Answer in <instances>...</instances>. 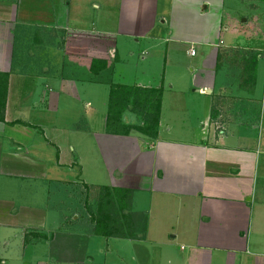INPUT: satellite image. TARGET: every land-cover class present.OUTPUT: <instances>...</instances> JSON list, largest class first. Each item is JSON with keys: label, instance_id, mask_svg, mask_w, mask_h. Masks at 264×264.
<instances>
[{"label": "crops", "instance_id": "crops-1", "mask_svg": "<svg viewBox=\"0 0 264 264\" xmlns=\"http://www.w3.org/2000/svg\"><path fill=\"white\" fill-rule=\"evenodd\" d=\"M162 2L0 0V73L8 75L5 122H0V177L29 182L36 176L42 180L49 177L48 186H59V195L67 201L64 209L71 211L70 186L79 183L64 181L53 170L63 167L58 144L52 145L56 149L55 162L48 166L47 148L51 144L45 136L44 123L50 121L53 132L49 137L58 143L63 130L58 133L52 121L60 118L59 104L65 110V104L78 103L79 86L109 87L113 82L102 77L111 73V59L123 56L115 47L119 39L121 50L132 57L129 41L125 40L134 38L138 43L146 38L153 42L148 47L151 52L160 47L161 53L164 50L159 82L144 79L145 82L141 77L133 85L113 84L162 89L158 137L149 139L137 132L129 136L97 132L103 164L118 173V180L108 187L133 191L136 203L140 198L148 200L135 212L147 217L144 241L150 239L153 230L163 233L164 240L157 243L162 246L158 257L161 264L165 260L167 264L178 261L173 252L178 236L192 250L186 264H211L214 253L225 254L224 264H245L244 254L264 259V47L250 46L251 33L234 27L231 32L235 38L228 43L223 40V0H199L189 11L183 7L176 17L177 26L154 32L160 15L166 12H159ZM210 7H214L216 15L210 12L214 25L197 36L190 23L196 16L204 17ZM254 34L263 40L264 33L259 29ZM147 52H140L141 60L148 56ZM129 58H123L122 63ZM94 59L108 63L97 77L103 83L93 82L96 78L89 69ZM68 68L71 71L67 73ZM84 103L87 110L91 109V100L87 98ZM106 103L105 107L108 100ZM180 110L181 116L174 112ZM104 113L105 128L107 108ZM124 118L135 122L129 112ZM77 161L76 157L69 167ZM48 172L51 176L46 175ZM3 205L15 209L11 198H0V207ZM17 210L14 216L5 214L2 220L0 209V227L42 235L47 227L60 231L57 224H63L49 219L48 209L22 206ZM73 221L80 230L92 234L91 223ZM20 244L24 255L33 245ZM91 244L94 247L96 243H58L54 261L68 263L67 259L79 250L92 264L93 255L86 252ZM123 246L110 249L109 243H102L98 252L104 254L103 263H108L110 253L119 256ZM116 258L109 264H130L127 259ZM132 259L134 264H145L143 255ZM153 260L156 264L157 259Z\"/></svg>", "mask_w": 264, "mask_h": 264}, {"label": "rangeland", "instance_id": "rangeland-1", "mask_svg": "<svg viewBox=\"0 0 264 264\" xmlns=\"http://www.w3.org/2000/svg\"><path fill=\"white\" fill-rule=\"evenodd\" d=\"M162 3L159 12L163 9H166V12L163 15H160L154 32H157L160 28L171 30L170 27H174V24L177 26L176 17L180 9L184 10L183 7H187V11L194 10L199 3V0H163ZM165 4L166 7H163ZM220 4L222 7L220 13L222 24L220 26H222V35L224 36L223 40L225 42L228 43L231 39L235 38V35H232L233 33L231 32V27H234L241 31L244 29L247 32L248 30V33H251L252 38L249 40L250 46L264 47V37L263 40L259 41L254 34L258 32V29L264 33V0H223ZM203 7L204 6L202 5L199 8L200 11H202ZM211 11H213V14L215 15L214 7H210V9L208 8V10L205 11L206 13H203L204 17L196 16L190 23V28L195 32V35L199 36L203 30L206 29L207 31L212 28L215 18L214 15H210ZM256 18L258 19L256 20ZM225 28H228L227 31H225ZM237 33L241 36H245L239 32ZM121 40L122 39L120 38L119 43L115 46L118 48L120 55H123L122 57L120 56L122 59L119 58L121 62L119 59H111V61H113L111 73L104 74L102 78H105L104 80L107 82L110 81L113 83H123L128 85L136 84V80L141 77L143 81H145L144 79H148V82H150L149 79H156L155 81L159 82L158 79H161L164 70V50H162L161 53L163 47H160L156 52H154V50L151 52L148 47L151 46L153 42L149 39L141 38L138 43L134 42V38H132V40L124 39L125 41H129L128 47L132 50L131 53L133 54L132 57H130L125 53L124 49L121 50ZM240 43H243V39L240 40ZM128 47L126 46L125 49ZM143 50L148 51V56L143 58L144 60H141V56L139 57V55ZM149 53L151 54L149 55ZM123 58L124 60L129 58V60L124 64L122 63ZM26 59L30 60L29 58ZM36 60H39V58L36 57ZM33 63H36V61H33ZM261 69L262 66H260V71L258 73L259 77H261ZM70 71L69 68L66 69L67 73ZM146 75L147 78H145ZM108 91L109 87L104 84H87L85 86H79L80 101L78 103H74L73 101V106L71 104L70 106L65 104V107H68V109L65 110L62 109V103L59 104L60 112L57 113V115L60 118L52 121L53 124H56V130L58 133L63 130L58 143L49 137L53 132L52 128L49 126V124H51L50 121L45 122L43 126L47 141L51 144V147L48 146L47 148V150L49 149L48 152L50 154V158H48L50 159L48 166L55 162L56 149L52 148V145L54 147V144H58L61 149V153L59 154L60 164H63V167L62 169L55 168L53 170L58 171L61 174L62 180L70 182L76 181L79 183L78 185H69L71 188L69 192L72 196L71 202H73L71 211L68 212L64 209V207L67 208V201L59 195V186L54 185L51 188L48 186L50 180L49 177L44 179V181L42 178L36 176L31 182L27 180L22 181L21 179L16 178L0 177V198H11L13 208H15L12 209L11 206L7 208V206L4 205L0 207L3 211L2 220H5V214L8 215L10 213L14 216L19 207L26 206L42 210L48 209V211L50 210L53 214L51 215L50 213L49 219L52 218L59 222L62 221L63 223L62 225L57 224L60 231L56 230L53 232V230L50 231V227H47V229L43 231L42 237L39 238H35L33 235L34 233L31 231L14 232L6 227H0V260L2 259L4 261L3 264H36L37 261L46 264H59L54 261V251L56 250L55 248L58 243H96L94 247L91 244L88 251H86L89 255H93L92 264H104V254L98 252L102 243H109L110 249L114 247L116 248L117 245H124L119 250L121 252L119 256L115 252L108 254L107 257L109 261L113 257H120L122 260L127 259L130 264H134L132 257L136 255L142 257L143 255L145 258L143 263L155 264L153 259L156 258V264H161L158 257L162 246L158 247L157 243H160V240H164L163 233H157L153 230L150 234L153 237L151 236L150 239L147 238L145 241L143 239L135 241L117 238L106 239L93 234L88 235L87 231L80 230V228H78L79 225L73 221L77 220L79 224H86L87 221L88 223H91L89 209L95 211L96 199L99 195V188L93 189L91 184L98 185L95 187L112 186L113 181L118 180V173H113L109 170L110 168L108 169L103 164L101 153L98 151L99 146L96 136L97 132L105 131L103 118L105 116L104 112L106 108H108L105 107L109 96ZM85 92L87 96L85 95ZM87 98L92 101L91 109L89 110L85 108L84 103ZM165 106V111L167 113L169 107L168 103H166ZM174 112H177L181 116V110ZM124 121L135 123L134 121H128L127 119H124ZM134 132L135 131H132V133ZM0 153L2 154V152ZM76 157L78 158V161L76 162L78 165L76 164L73 167H69L71 163L75 162ZM50 168L51 167H49V169ZM36 174H39V171H37ZM46 175L51 176V172L46 173ZM7 180L9 181V184H7ZM84 184L88 185L89 188H86ZM6 185L9 187L4 189ZM62 192L64 193L63 189ZM87 197L88 201H86ZM147 202L148 200L145 202L142 198H140L137 203L132 201L131 210L133 212L140 210L139 206H146ZM9 209L12 210L9 213H5V211H9ZM37 225H40V223ZM90 226V232L92 233L94 225L92 224ZM172 234L173 233H170V236ZM160 235L163 239L159 238ZM21 237L24 238L21 239ZM169 240H172V238ZM6 243H10V246H5ZM20 243H33V245L26 250L24 255L25 251L23 252ZM175 243H177V245L173 249V252L176 255L175 258L178 259L175 264H186V258H188L190 256L189 254L192 252L189 243H186L185 240H181L180 236L176 238ZM168 245L171 246L170 244ZM140 247L142 248L140 249ZM78 252L79 250L75 251L74 256L67 259L68 263L66 262L63 264H90L88 263V260H85L83 257V253L81 254ZM24 257L26 259H24ZM224 257H226L224 253H214L211 257V264H224ZM244 257L246 258L245 264H264L263 258L252 257L247 254H244ZM80 260L84 263H78ZM89 260L91 262V259ZM116 260H118V258H116ZM109 261L107 264L110 263ZM162 264H167V261H163Z\"/></svg>", "mask_w": 264, "mask_h": 264}, {"label": "trees", "instance_id": "trees-1", "mask_svg": "<svg viewBox=\"0 0 264 264\" xmlns=\"http://www.w3.org/2000/svg\"><path fill=\"white\" fill-rule=\"evenodd\" d=\"M107 68V61L92 60L89 70L96 78L94 83H103L97 77ZM7 90L8 75L0 73V122H5ZM162 94L161 88L146 89L110 83L105 132L114 136H129L135 131L149 139H157ZM128 112L135 116V123L124 121ZM85 187L89 188L88 185ZM95 188H99L96 209H89L91 224L94 225L92 234L106 239H144L147 217L131 210L133 191L108 186H93ZM33 235L35 238L42 237L39 233Z\"/></svg>", "mask_w": 264, "mask_h": 264}, {"label": "built area", "instance_id": "built-area-1", "mask_svg": "<svg viewBox=\"0 0 264 264\" xmlns=\"http://www.w3.org/2000/svg\"><path fill=\"white\" fill-rule=\"evenodd\" d=\"M194 53H195V52H194V50L192 49V50H191V54L194 55Z\"/></svg>", "mask_w": 264, "mask_h": 264}]
</instances>
